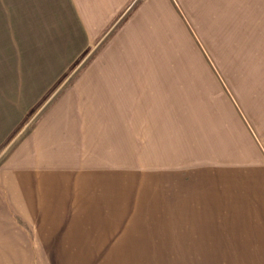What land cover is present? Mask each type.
<instances>
[{
  "label": "crops",
  "instance_id": "1",
  "mask_svg": "<svg viewBox=\"0 0 264 264\" xmlns=\"http://www.w3.org/2000/svg\"><path fill=\"white\" fill-rule=\"evenodd\" d=\"M171 5L0 0V264H264V258H122V246L137 245L130 234L121 244V233L134 223L122 222L126 212L113 176L90 174L104 159L121 165L124 158L140 174L164 166L185 172L175 177L185 188L177 209L194 220L202 211L188 189L201 177L219 183L228 208L233 197L264 208V95L254 108L235 110L247 123L243 130L232 109L219 107L208 70L203 67L204 91L200 65L177 62L185 34ZM78 58L80 71L61 86ZM50 98L32 133L16 134ZM203 104L208 111L198 116ZM197 117L205 121L197 124ZM237 142L249 154L233 160ZM170 144H176L172 156L165 153ZM199 150L207 164H196ZM176 157L183 162L173 166Z\"/></svg>",
  "mask_w": 264,
  "mask_h": 264
},
{
  "label": "rangeland",
  "instance_id": "2",
  "mask_svg": "<svg viewBox=\"0 0 264 264\" xmlns=\"http://www.w3.org/2000/svg\"><path fill=\"white\" fill-rule=\"evenodd\" d=\"M170 2L185 34L184 51L179 53L177 62H184L186 65L192 63L194 68H197L196 64L200 65L201 87L204 91L208 89L205 67L212 76V94L218 101L221 99L219 107L222 110L232 109L235 121H239L243 130L247 131L246 121L240 119L235 110L241 113L243 106L254 108L258 96L264 95V0ZM91 56H84L83 62L89 61ZM81 62L82 59L78 58L64 73L61 86L80 71ZM229 72L234 77L230 80L226 76ZM183 90L187 92L186 88ZM220 93L226 94V101L220 97H224V94L219 95ZM206 97L203 95L201 100ZM52 98L42 101L33 110L34 113L32 111L33 114H28L16 134L23 133L24 137L31 134L38 114L46 110L52 103ZM207 105H199L196 114L199 116L200 113L204 114L202 111H208ZM210 113L214 116L212 111ZM195 121L198 124L205 120L197 117ZM251 124L256 128V123ZM171 135L174 139L175 134ZM198 146L201 148L203 145ZM175 147L176 144H170L165 153L172 156ZM193 151H187L190 158ZM195 152L198 156L196 164H207L208 156H202V150ZM247 154L249 152L240 143L233 145V160L244 158ZM262 154L264 155L263 151ZM190 158H186L184 162L187 164L191 161ZM182 162V159L177 160L176 157L172 165ZM96 167L89 169L90 174L98 179L109 176L114 178V184L121 195L118 201L126 212L122 216L125 218L122 220L124 225L130 221L134 223L125 227L127 230L121 233V244L128 242L125 239L130 234L137 238V245L129 248L121 245L122 258H264V230H258L259 227H264V214L255 213L264 212V208L257 205V200L241 203V200L233 197V204L228 208V199L224 198V191L219 183L209 184L201 177L200 181L193 182L195 190L188 189L190 194L195 192V202L202 211L199 220H194L188 214H180L177 209V200L185 188L177 186L175 177L178 175L182 179L184 176L181 175L185 172L181 174L175 170L170 171L164 166L165 168H158L159 173L145 175L140 174L139 168H130L133 175L127 167V158L121 160V165L104 159ZM85 172L73 169L74 175ZM185 180V183H190L188 177ZM100 255L99 252L98 257Z\"/></svg>",
  "mask_w": 264,
  "mask_h": 264
}]
</instances>
